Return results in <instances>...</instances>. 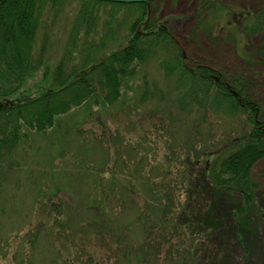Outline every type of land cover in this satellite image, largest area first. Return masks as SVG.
Instances as JSON below:
<instances>
[{
    "label": "rangeland",
    "instance_id": "1",
    "mask_svg": "<svg viewBox=\"0 0 264 264\" xmlns=\"http://www.w3.org/2000/svg\"><path fill=\"white\" fill-rule=\"evenodd\" d=\"M83 2L65 0L41 26L35 49L46 34L45 62L26 90L43 87L44 67L50 78L60 61L66 72L74 65L78 71L91 53H96L93 59L105 56L130 37L131 19H121L123 7L116 10L122 22L117 39L108 41L101 52L87 42L98 43L100 30L88 34L86 41L83 32L72 36L73 18ZM200 2H151L148 19L154 26L170 28L178 50L133 62L114 102L92 95L56 116L44 132L22 127L16 146L0 158V264H176L177 250H192L194 236L187 238L184 230L173 228L174 216L186 202L184 186L176 184L179 175L192 167L187 161L192 158L200 160L192 172L203 171L211 157L204 151L226 150L224 145L246 133L250 122L240 110L228 114L208 103L200 108L192 102L182 107L179 69L167 75L164 63L183 53L186 64L208 65L218 80L240 78L242 91L246 89L258 103L264 120V32H243L236 24L226 28L233 21L226 14L228 6L245 11L238 19L243 20L264 8V0H214L203 11L206 16ZM98 8L115 9L109 4ZM213 18L217 26L210 30ZM252 176L262 196L256 208L263 212V161L253 166ZM217 198V214L227 205L232 213L239 211L235 197ZM165 214L168 218L158 228ZM102 215L109 230L121 229L120 239L112 229L109 235L94 234L93 227L106 224ZM147 222L155 227L146 230ZM165 236L168 240H160ZM246 246L247 252L236 244L234 262L264 264V224Z\"/></svg>",
    "mask_w": 264,
    "mask_h": 264
},
{
    "label": "trees",
    "instance_id": "2",
    "mask_svg": "<svg viewBox=\"0 0 264 264\" xmlns=\"http://www.w3.org/2000/svg\"><path fill=\"white\" fill-rule=\"evenodd\" d=\"M81 1L84 2L73 18L72 36L83 32L86 41L88 34L100 30L102 35L98 43L93 40L87 42L90 49L95 47L96 52H101L108 46V41L117 39L116 34L122 22L116 18V10L123 7L125 12L121 19H131L130 37L124 45L105 56L93 59L96 53H91L78 71L74 65L69 73L66 72L65 62L60 61L50 78L47 75L48 67H44L43 87L32 92L26 90V86L30 78L44 66L47 40L45 34L36 50L37 34L51 12L55 16L62 9L65 0H0V101L10 100V103L0 107V158L16 146L22 135V127L44 132L52 126L56 116L80 105L92 95L112 103L119 97L123 77L132 72L133 62H143L160 51L178 50L170 28L164 24L154 26L150 19L146 20V3ZM200 1L201 14L206 16V11H203L214 0ZM106 4L115 9L102 11L98 8ZM244 12L228 6L226 14L233 21L227 22L226 28L236 24L243 32H264V8L238 20ZM101 18L104 20L98 26ZM214 19L208 24L210 30L217 26ZM74 40L72 38L71 42L75 43ZM261 47L264 53V39ZM164 67L167 75L179 69V82L184 86L179 99L182 107L192 102L200 108L208 103L211 108L228 114L240 110L250 122L246 133L224 145L226 150L220 147L212 152L204 151L211 157L203 171L193 173L192 167L197 166L200 160L188 159L192 167L181 173L176 182L184 186L186 202L174 216V231L177 232V228L184 230L183 235L187 234V238L193 235L194 240H197L192 250H177L179 259L175 261L176 264H238L232 256L236 244L240 243L247 252V242L257 238L259 228L264 224V211L260 212L256 208L257 198L262 196L252 176L253 166L264 162V120L259 115L258 103L246 89V93L242 91L244 85L240 78L218 80L214 76L215 70L200 63L189 66L182 54L172 57V61L164 63ZM163 189H169V185H164ZM219 194L235 197L239 211L232 213L233 208L227 205L217 214L219 198L215 197ZM209 197L215 200L208 201ZM101 217L106 224L93 227L94 234L109 235L112 229L116 230V237L120 239L121 229L112 226L109 230L107 219L103 215ZM167 218L165 214L156 226L159 228ZM153 227V224L146 223V230ZM149 236V240L155 238L154 234ZM160 240L168 239L165 236ZM182 258V263H179Z\"/></svg>",
    "mask_w": 264,
    "mask_h": 264
},
{
    "label": "water",
    "instance_id": "3",
    "mask_svg": "<svg viewBox=\"0 0 264 264\" xmlns=\"http://www.w3.org/2000/svg\"><path fill=\"white\" fill-rule=\"evenodd\" d=\"M103 1H111V2H149L151 0H103ZM10 103V100H4V101H0V107L4 104H8Z\"/></svg>",
    "mask_w": 264,
    "mask_h": 264
}]
</instances>
